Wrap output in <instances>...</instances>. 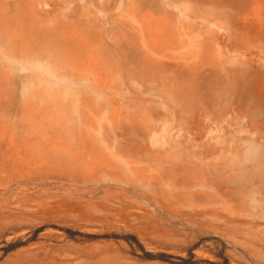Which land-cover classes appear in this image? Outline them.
Wrapping results in <instances>:
<instances>
[{"label": "rangeland", "instance_id": "1", "mask_svg": "<svg viewBox=\"0 0 264 264\" xmlns=\"http://www.w3.org/2000/svg\"><path fill=\"white\" fill-rule=\"evenodd\" d=\"M0 264H264V0H0Z\"/></svg>", "mask_w": 264, "mask_h": 264}]
</instances>
